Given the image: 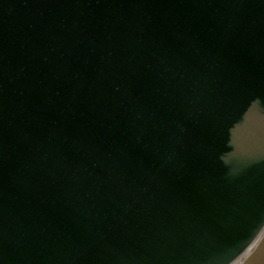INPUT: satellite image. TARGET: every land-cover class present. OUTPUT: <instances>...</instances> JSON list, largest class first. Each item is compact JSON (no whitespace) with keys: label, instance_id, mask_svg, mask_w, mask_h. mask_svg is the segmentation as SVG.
Returning <instances> with one entry per match:
<instances>
[{"label":"water","instance_id":"water-1","mask_svg":"<svg viewBox=\"0 0 264 264\" xmlns=\"http://www.w3.org/2000/svg\"><path fill=\"white\" fill-rule=\"evenodd\" d=\"M263 224L264 0H0V264H226Z\"/></svg>","mask_w":264,"mask_h":264}]
</instances>
